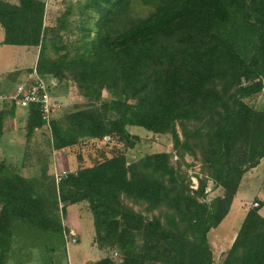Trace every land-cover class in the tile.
Here are the masks:
<instances>
[{
	"label": "trees",
	"instance_id": "16d2710c",
	"mask_svg": "<svg viewBox=\"0 0 264 264\" xmlns=\"http://www.w3.org/2000/svg\"><path fill=\"white\" fill-rule=\"evenodd\" d=\"M131 1L88 0V4L97 7L88 19L97 29L95 40L90 47L75 49L74 59L69 62L66 48H60L64 55L59 56V66H74L73 79L81 91L102 87L113 91L117 109L124 110L121 116L128 114V123L147 131H171L174 123L179 122L184 133L182 123L194 122V133H189V138L195 147L201 148L202 160L218 171V183L231 192L225 201L219 199L215 203L210 214L187 191L177 190L170 156L163 154L147 156L128 168L122 156L117 155L98 166L67 174L57 185L52 178H46L50 180L49 189L56 202L68 206L88 201L95 243L99 248L120 247L122 264H212L207 234L229 212L239 176L264 158V113H254L243 102L257 91L250 88L254 85L250 86L248 81H252L249 79L253 69L258 68L259 55L255 53L246 61L227 36L215 33L217 26L223 28L229 20V9L220 0H215L211 7L196 3L194 8L188 6L185 10L186 5L173 14L169 9L157 10L150 18L116 35L110 26L126 12ZM259 1L247 0L245 13L258 12L256 29L264 41V0ZM44 21L45 6L41 1L18 0L10 4L0 0L1 44L38 47L46 34ZM58 32H52V41H63ZM32 70L41 75V67ZM219 82L223 85L218 86ZM120 99L131 106L120 105ZM30 109L39 125L50 129V122L46 126L40 117L39 106ZM68 121L92 139L101 140L113 134L120 141L130 139L122 126L111 124L106 129L99 117L90 112L75 113ZM1 124L0 115V137ZM51 126L55 149L76 142L73 128L64 137L59 126ZM26 186L25 180L0 165V262L9 248L12 221L21 219L47 230L53 226L41 201ZM121 193L145 201L152 208L167 203L174 208L179 223L166 219L161 224L132 214L122 206ZM217 214L211 225V216ZM118 216L124 221L123 227L116 220ZM96 264L113 263L101 260ZM221 264H264V218L257 210L246 213Z\"/></svg>",
	"mask_w": 264,
	"mask_h": 264
},
{
	"label": "rangeland",
	"instance_id": "374dc122",
	"mask_svg": "<svg viewBox=\"0 0 264 264\" xmlns=\"http://www.w3.org/2000/svg\"><path fill=\"white\" fill-rule=\"evenodd\" d=\"M2 1L10 4L18 3V0ZM38 1L43 2L45 6L46 34L43 43L35 48H16L0 44V76L4 73L0 79V94L10 93L17 83L26 80L30 71L38 66L41 67V75L38 77L49 86L50 98L54 101L56 108L50 117L49 129L39 125V120H35V114L31 109L0 102L3 108L1 126L2 131L5 132L0 139V165L5 168V171L27 182L25 189L41 201V208L53 226L47 230L21 219L12 221L9 229V248L0 264H96L101 260L122 264L124 256L120 247L99 248L95 243L93 216L88 201L83 200L70 206L61 201L56 202L49 189L51 186L49 178H52L57 185L67 174L98 166L104 163V160L112 159L117 155L122 156L125 167L128 168V166L139 164L147 156L163 154L170 156L169 166L173 169L177 190L180 188V192L183 189L187 191V195L196 203L206 206L210 214L213 212L215 203L219 199L225 201L231 191L225 190L218 183V171L202 160L201 148L195 147L193 140L189 138V133H194V122L182 123L186 130L184 133L179 122L174 123L173 131H147L138 125L128 123L131 120L128 114L125 117L121 116L124 110L117 109L118 100L113 95V91L105 87L91 89L90 92L81 91L73 79L76 77L74 66L63 68L59 66V56L64 55L62 51L59 52L60 48H66L65 54L68 55L66 62H69L74 59L75 49L82 46L90 47L94 42L97 29L92 22L89 23L88 19L97 9L96 6L88 4V0ZM214 1L132 0L126 12L117 17L110 27L118 35L131 25L150 18L157 10L169 9L173 14L179 12L180 8H185L186 5L185 10L188 6L194 8L196 3L199 5L206 3L208 7H211ZM220 1L229 9V20L223 27L225 29L217 26L214 31L223 34L224 37L227 36L242 59L247 61L255 53L259 55L258 68L253 69L254 73L249 79L252 81H248L250 86L254 85L250 88L257 91L251 92L243 99V102L254 113H264V41L260 39L256 29L258 12L245 13L247 0ZM57 30L59 36H63L62 42L52 41V32ZM0 34L3 36L1 29ZM53 65L56 69L50 72L49 69L54 68ZM241 82L246 85L243 78ZM221 85L223 83L218 86ZM119 101L120 105L131 106V103H126L122 99ZM25 111L27 112L25 119L21 122L18 115ZM78 112H90L97 115L106 129L111 124L122 126L130 139L120 141L113 134L112 137L97 140L81 134L79 128L76 130L69 125L68 121L69 117ZM14 117L23 125L12 133L14 125L17 126V122L14 124ZM35 124L39 127L29 132L31 126ZM52 124L62 129L64 137L68 135L69 129L73 128L76 142L68 147L55 149L51 132ZM255 168H247L239 176L234 198L238 197L241 210H257L258 214L264 218V197L263 201L256 197L259 193L264 194V169L259 172ZM144 172L150 176L147 170ZM119 199L122 206L129 212L141 216L144 220H154L165 224L167 219L179 223V217L174 208L165 202L157 208H152L147 202L135 197H127L124 193L120 194ZM218 215L211 216V225ZM240 219L241 217L232 211L224 220L219 233L231 235L239 228ZM116 220L123 227V219L118 216ZM56 228L60 229V232H55ZM216 228L208 232V243L217 241ZM226 249L222 248L218 254L214 255V250L211 248L212 264L222 263L228 251Z\"/></svg>",
	"mask_w": 264,
	"mask_h": 264
},
{
	"label": "built area",
	"instance_id": "2783aa9c",
	"mask_svg": "<svg viewBox=\"0 0 264 264\" xmlns=\"http://www.w3.org/2000/svg\"><path fill=\"white\" fill-rule=\"evenodd\" d=\"M0 102L10 105L17 104L25 109L34 105L39 106L40 117L47 126L56 108L54 101L50 98L49 86L38 77L35 70L30 72L26 80L17 83L10 93L0 94Z\"/></svg>",
	"mask_w": 264,
	"mask_h": 264
},
{
	"label": "crops",
	"instance_id": "0c3cea01",
	"mask_svg": "<svg viewBox=\"0 0 264 264\" xmlns=\"http://www.w3.org/2000/svg\"><path fill=\"white\" fill-rule=\"evenodd\" d=\"M1 29V28H0ZM2 30V29H1ZM2 33H3V31H2ZM3 35V34H2ZM2 41H3V36H1V34H0V44L2 43ZM2 45V44H1ZM5 46V45H4ZM16 48H18V47H16ZM12 66V65H11ZM10 68V67H9ZM7 72V71H6ZM4 74V73H3ZM2 74V75H3ZM1 75V76H2ZM1 76H0V79H1ZM3 108L0 106V115L2 116L3 114ZM26 111H25V113H20L18 116H19V120L21 121V122H23L24 121V119H25V115H26ZM14 119L15 120H13L14 121V124L17 122V120H16V118L14 117ZM16 125V124H15ZM14 125V128H12V130H11V132L13 133V132H16L18 129H20L21 127H22V125L23 124H20V123H18L17 122V126H15ZM4 131H3V133H2V136L0 137V139L4 136ZM25 142V141H24ZM257 171H259V172H261V171H263L262 169H264V158H262L260 161H259V164L256 166V168H255ZM258 199H260L261 201H263L262 200V198L264 197V194L262 193V194H257V196H256ZM232 211H235L240 217H241V219H240V223H239V228H240V225H241V223H242V221L244 220V218H245V215H246V213L248 212V211H246V210H241L240 209V206H239V200H238V197L237 196H235V198L233 199V201H232V203H231V206H230V209H229V212L227 213V215L225 216V218L222 220V222L219 224V226L215 229V233H217V241H209V243H210V247L214 250V252H213V254L214 255H216V254H218L219 253V251L223 248H227L226 250H229L230 249V247H231V245H232V243H233V241H234V239H235V236H236V234H237V231H238V229L235 231V232H233L231 235H223V234H221V233H219L220 232V228L222 227V225H223V223H224V220L227 218V216L232 212ZM214 232V231H213ZM211 253H212V251H211ZM216 253V254H215ZM213 256V255H212Z\"/></svg>",
	"mask_w": 264,
	"mask_h": 264
}]
</instances>
